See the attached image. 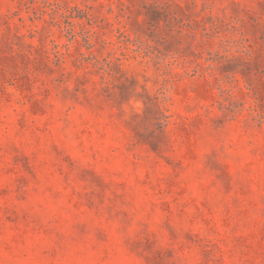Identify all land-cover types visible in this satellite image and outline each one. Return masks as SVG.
I'll return each mask as SVG.
<instances>
[{
	"label": "rangeland",
	"instance_id": "1",
	"mask_svg": "<svg viewBox=\"0 0 264 264\" xmlns=\"http://www.w3.org/2000/svg\"><path fill=\"white\" fill-rule=\"evenodd\" d=\"M0 264H264V0H0Z\"/></svg>",
	"mask_w": 264,
	"mask_h": 264
}]
</instances>
